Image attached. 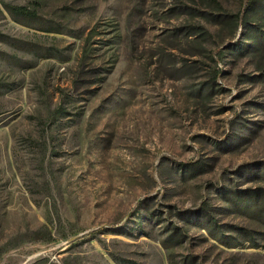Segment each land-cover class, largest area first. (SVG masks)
Returning <instances> with one entry per match:
<instances>
[{"label": "rangeland", "instance_id": "obj_1", "mask_svg": "<svg viewBox=\"0 0 264 264\" xmlns=\"http://www.w3.org/2000/svg\"><path fill=\"white\" fill-rule=\"evenodd\" d=\"M247 2L0 0V264H264Z\"/></svg>", "mask_w": 264, "mask_h": 264}, {"label": "trees", "instance_id": "obj_2", "mask_svg": "<svg viewBox=\"0 0 264 264\" xmlns=\"http://www.w3.org/2000/svg\"><path fill=\"white\" fill-rule=\"evenodd\" d=\"M6 11L11 17L23 24L32 26L34 21H37L39 16L36 9H30L26 6H14L10 4H4ZM246 9L241 13L240 24H249L247 16L254 14L257 17L259 29L255 26L252 27V31L258 32L256 36L252 38L253 41H257V44L264 43V0H249L246 4ZM255 24V25H256ZM257 26V25H256ZM53 28H47V31L51 32ZM261 29V30H260Z\"/></svg>", "mask_w": 264, "mask_h": 264}]
</instances>
